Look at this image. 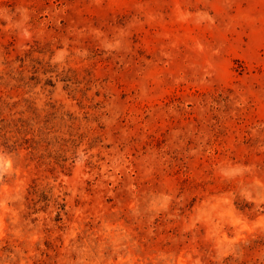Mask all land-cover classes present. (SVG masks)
<instances>
[{
	"label": "rangeland",
	"instance_id": "1",
	"mask_svg": "<svg viewBox=\"0 0 264 264\" xmlns=\"http://www.w3.org/2000/svg\"><path fill=\"white\" fill-rule=\"evenodd\" d=\"M0 264H264V0H0Z\"/></svg>",
	"mask_w": 264,
	"mask_h": 264
}]
</instances>
